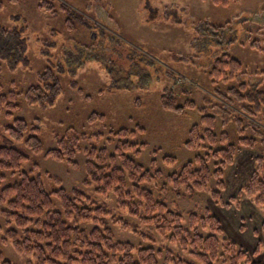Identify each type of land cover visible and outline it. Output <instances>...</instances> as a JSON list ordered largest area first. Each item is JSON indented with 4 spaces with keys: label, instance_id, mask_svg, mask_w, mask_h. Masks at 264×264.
Returning a JSON list of instances; mask_svg holds the SVG:
<instances>
[{
    "label": "rangeland",
    "instance_id": "1",
    "mask_svg": "<svg viewBox=\"0 0 264 264\" xmlns=\"http://www.w3.org/2000/svg\"><path fill=\"white\" fill-rule=\"evenodd\" d=\"M0 2L3 4L0 23L25 27L28 38V62L18 68L13 67L20 57L18 52L0 50L4 55L0 57L4 89L13 88L12 82L28 89L36 84L37 74L47 66L59 75L63 87L54 104L46 108L28 106L21 100L22 107L15 117L34 123L41 141L39 153H32L24 143H12L29 155L23 171L30 177H40L48 191L58 186L89 191L93 176L87 172L86 161L96 156L89 151L97 145L111 153L109 141L118 140L114 136L118 132L126 137L132 134L130 138L145 144L143 159L151 160L162 154L175 158L180 166L203 153V149L187 148L184 144L190 127L199 124L200 117L208 113L213 117L218 137L226 131L229 141L237 147L234 161L223 172L224 191L211 188L213 196L206 192L190 200L161 195L155 189L153 194L184 216L189 212L211 213L222 224L221 239L235 242L249 253L252 261L264 260L263 208L241 193L256 167L255 158L264 152V117L261 114L257 118L246 117L240 113L242 104L223 107L217 98V94L224 95L226 90L240 85L264 90V0H236L226 8L213 6L210 0H150L149 8L145 7L146 0ZM62 3L88 21L74 17L66 20L61 12ZM13 15L20 18L13 19ZM225 58L240 64L234 81L212 82L213 62ZM168 70L175 74L174 78L168 76ZM181 87L194 91L181 94ZM211 96L215 102L210 100ZM162 97L164 105L160 102ZM189 101L192 103L187 106ZM183 106L184 116L178 111ZM230 111L240 114L242 119ZM9 125L11 121L6 114L0 113V146L4 145L2 138L6 137ZM71 132L78 135L83 149L75 156L73 165L48 154L61 137ZM3 174L0 189L19 179L9 172ZM98 203L111 212L107 224L115 241L129 242L135 248H170L187 258L177 246L169 245L153 229L119 208L113 193L103 196ZM115 217L131 226L124 228L112 220ZM82 226L90 230L94 224ZM11 229L23 231L13 222L8 223L5 213L0 212L4 258L13 264H30V259L17 252L7 238ZM140 233L152 234L155 242L143 239ZM259 245V254L253 256Z\"/></svg>",
    "mask_w": 264,
    "mask_h": 264
},
{
    "label": "trees",
    "instance_id": "2",
    "mask_svg": "<svg viewBox=\"0 0 264 264\" xmlns=\"http://www.w3.org/2000/svg\"><path fill=\"white\" fill-rule=\"evenodd\" d=\"M149 1L146 0L145 7H150ZM210 2L213 6L226 8L236 0ZM60 7L66 20L70 21L74 17L88 21L65 4H60ZM0 9H3L1 2ZM12 18L18 19L20 16L13 15ZM0 50L18 52L20 57L15 61L14 68L26 64L28 38L25 27H9L0 23ZM0 57L4 58L1 51ZM213 63L210 73L212 82L234 81L240 64L227 58L217 59ZM168 76L174 78L175 74L168 70ZM12 84L13 88L6 91L0 78V113H5L11 121V125L5 129L6 137L2 138L4 145L0 146V183L5 179L4 172L16 175L19 179L0 189V212L5 213L8 223L13 222L18 229L23 230L20 234L11 229L6 235L14 249L30 259V264H264V260L252 261L249 253L235 242L221 239L224 230L216 216L209 212L203 215L189 212L184 216L153 194L152 189H155L161 195L171 194L177 199L190 200L206 192L213 196L215 192L211 188L220 193L224 191L223 172L234 161L237 147L229 141L226 131L218 137L213 129L212 115L203 114L200 123L190 127L189 138L184 144L187 148L203 149V153L196 154L192 160L180 166L175 158L162 154L158 156L160 151L155 148L153 151L158 158L143 159L145 144L130 138L132 134L126 137L118 132L114 135L118 137L116 143L109 141L113 148L111 153L106 147L97 145H93L89 151L96 154L86 161L87 172L93 176L89 191L82 188L68 190L61 186L48 191L40 177H30L22 170L29 155L12 144L24 143L32 153H39L41 141L38 127L15 115L22 107L23 99L28 106L41 109L53 105L63 88L62 81L51 66H47L37 74L36 84L30 85L28 89L23 90L14 82ZM180 91L181 94H192L194 90L181 87ZM223 94H215L223 103L220 106L239 103L242 104L240 113L246 117L257 118L259 114L264 117V90L240 85ZM163 96L166 97L165 94ZM164 97L160 99L163 105ZM210 100L216 101L213 96ZM191 103L186 102V105L190 106ZM183 107L178 110L182 116L186 109ZM232 112L242 119L234 111L229 113ZM243 120L248 121L247 118ZM254 128L261 130L256 126ZM79 140L75 132L68 133L58 140L56 147L48 154L60 162L73 165L75 156L83 150ZM219 142L222 143L215 148ZM255 165L241 193L254 199L264 211V152L255 158ZM109 193L115 195L119 208L153 229L169 245L177 246L187 258L177 255L170 248H135L129 242L115 241L107 224L111 212L105 205L98 203L100 198ZM56 204H59V209H56ZM112 220L124 228L131 226L116 217ZM85 223H93L94 227L87 230L82 226ZM140 234L143 239L155 242L152 234ZM261 234L264 240V220ZM259 248L260 245L253 256L259 254ZM0 264H13L4 258L1 245Z\"/></svg>",
    "mask_w": 264,
    "mask_h": 264
}]
</instances>
